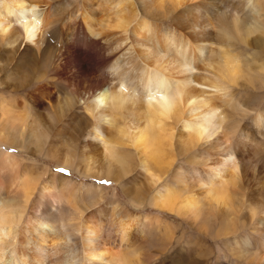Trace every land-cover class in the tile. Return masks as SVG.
<instances>
[{
  "label": "bare ground",
  "instance_id": "6f19581e",
  "mask_svg": "<svg viewBox=\"0 0 264 264\" xmlns=\"http://www.w3.org/2000/svg\"><path fill=\"white\" fill-rule=\"evenodd\" d=\"M58 1L60 4L56 7ZM63 1L0 0V71L6 75L7 70L15 72L2 61H16L17 68L26 70L19 79H13L12 84L25 85L30 81V72L42 61L53 62L56 46L51 44V39L59 36L63 38V46L57 59L63 66L73 71L77 69L73 66L75 57L93 54L100 57L96 69L101 72L113 56L115 60L109 68L114 71L113 76L117 75V83L112 84L114 88L108 86L105 76L96 83L91 95L87 96V114L78 106L73 93L61 101L58 97L50 98L46 90L44 93L32 92L33 100L29 101V106L24 103L23 107L13 98L5 103L0 94V114L6 121H0V141L24 144L32 150H42L46 146V155L61 165L83 154L80 164L83 172L106 175L116 181L124 179L126 188L134 196L155 187L170 174L171 182L164 186V192H155L153 205L179 215L193 227H210L213 214H228L232 203L236 205L238 201L243 205L244 199L235 197L236 202L227 188L221 187V182H205L202 172L214 171L216 163L223 162V165L227 161L234 183L244 177L246 170L241 164L245 154L242 152L247 151L244 146L250 136L242 134L241 123L229 119L227 112L219 111L215 99H222L231 84L264 88V66L241 65L239 60L228 56L218 60L214 53L220 47L214 46L208 38L240 39L250 46V40L255 39L250 37L251 33L264 36L262 0H256L248 23H245L246 15L226 8L229 0H83L69 19ZM133 11L135 14L131 15ZM138 15L144 20L129 28ZM167 17L171 23L161 25ZM59 21L64 22L63 25ZM156 29L162 31V42L155 35ZM254 42L260 44L261 41L255 39ZM116 43V50H113ZM89 79L94 80L93 77ZM2 84L6 81L0 80ZM43 104L47 111L40 115L37 112ZM239 112L246 113L242 109ZM254 120L258 135L264 136L263 114L258 113ZM262 148L255 141L250 151L259 155ZM167 151L171 154L166 157ZM6 160L12 166V159ZM180 160L188 166L179 163L172 169L173 163ZM204 167L207 169L203 170ZM219 174L220 171L214 172V179H222ZM33 175H27L20 186L25 209L39 179ZM53 178L50 175L48 181ZM258 179L261 180L258 188H264V175L259 174ZM137 180L143 181L141 187L135 184ZM50 185L41 188L32 214L20 230L17 227L24 210L10 206L13 196L3 201L0 194V264H83L93 260L134 264L136 249H122L128 241L129 225L121 226L120 230L127 231L121 232L119 247L112 243L122 249L117 252L111 244L107 246L98 241L97 228L87 227L81 214L76 215L74 225L72 217L56 219L52 208L42 213L45 201H63L53 194V181ZM93 189L96 187L79 190L69 184L62 188L63 197L89 193L92 198ZM67 200L66 203L70 202ZM99 202L100 197L93 198L88 205ZM111 205H117V201ZM246 205L252 212L263 209L258 202ZM67 208L75 211L71 203ZM104 208L106 205L101 204L93 212ZM261 213L262 218L256 221L257 231L264 228V211ZM92 219L89 223L96 218ZM150 219L144 216L142 227H146ZM95 221L94 226H97L98 221ZM13 227L16 228L14 231ZM140 230L145 234V230ZM19 231L21 250L17 252L13 246L18 233L15 235L14 232ZM77 231L82 239H87L82 245ZM73 239L78 241L74 247L76 251L71 249L76 252L77 259L61 257L64 252L61 248L69 245L67 240ZM27 251L29 255L25 256ZM80 251L84 259L80 257Z\"/></svg>",
  "mask_w": 264,
  "mask_h": 264
},
{
  "label": "rangeland",
  "instance_id": "374dc122",
  "mask_svg": "<svg viewBox=\"0 0 264 264\" xmlns=\"http://www.w3.org/2000/svg\"><path fill=\"white\" fill-rule=\"evenodd\" d=\"M63 2L64 8H67V13H69L66 14L68 18V16H72V11L83 3V0H65ZM243 3H246V6H243ZM260 3H264V0L260 1ZM59 4L60 2L58 1L56 7H58ZM105 4L107 5V3ZM254 7H256V0H229L226 6L230 11L246 15L247 19L245 23L251 20ZM118 9L119 7H117V10ZM63 10L64 9H62V12ZM136 10H138V8ZM134 14L135 11L131 13V15ZM56 17L57 16H55V18ZM135 17L137 20L132 22L129 28L135 26L141 19L139 15ZM142 20H144V18ZM142 20L139 22L141 23ZM58 23H61V21ZM63 23L64 22L61 24L63 25ZM168 23H171L169 17L164 19L161 25ZM150 25L151 24H149V27ZM141 32L144 31L142 30ZM155 35L159 37V41L162 42V31L156 29ZM250 37L260 39V44L254 42L255 39L250 40V46L244 45L240 39L221 40L220 38L211 36L208 40L214 42V46L220 47V50L214 53L215 56L219 58L218 60H221L220 58L224 56H228L229 58L234 57L239 60L241 65L246 63L252 66H255V64L264 66V36L251 33ZM62 39L63 38L59 36H55L51 39V44L56 46V56L53 62L47 63L42 61L37 68L33 69V72H30V81L23 86H20L17 82L16 84H12V81L13 79L14 81H16L17 78L19 79L26 69L17 68L16 61L14 60L6 61L3 59L2 63H7L8 66L15 69V72L7 70L8 75L0 71V80L6 81V84L0 85V94L4 98L5 103H7L9 98H13L17 103H20L22 107L24 103L29 106V101L33 100V97H31L32 94L44 93L45 90L50 98L58 97L61 101H63L66 96L73 93L77 98L78 106L83 108L84 112L87 114L85 110L89 101V97L87 96L91 95L94 86L103 76L107 78L108 86L115 87L112 84L117 83V75L113 76L112 74L114 71L111 72V68H109L114 62L115 57L112 56L111 59L110 57L108 58L110 62L103 67L101 72H97L96 69V64L99 62L100 57L93 56V54H87L85 57H75L73 66L77 69L70 71L57 59L59 57V51L63 46V44H61ZM202 39H205V37H202ZM205 40V42L211 43L207 41V39ZM116 47L117 43L112 46L113 50H116ZM115 56H117V54ZM1 59L2 58H0V60ZM29 63L34 64V62ZM89 77H93L94 80H90ZM200 78L201 77H199V79ZM73 79H75V81ZM215 101L219 111L227 112V117H229V119L235 123H241L243 127L242 134L246 137L250 136V139L248 140L247 138V145L244 146V149H247V151L245 150L242 152V154H245V158L241 165L245 168L246 172L244 177L239 181L233 182L235 178L232 176V170H228L227 161H225L223 165V162H218L219 164L216 163L214 171L207 169V167L203 169H207L202 172V178L205 179V182L211 183L215 181L216 184L221 182V187H226L230 197L232 195L235 201L236 198L240 197L245 201L243 205H240L239 201H236V205L232 203L233 206L229 208L228 214L224 216H220L216 213L213 214L210 227L204 228L200 225L198 227H193L190 225V222L181 218L179 215L154 207V194L157 190H162L164 192V186L171 182L169 178L170 174L167 175L166 179H161L155 187L151 186L145 191L142 190L140 195L134 196L126 188L124 183L126 180L124 181V179L116 181L114 178H110L106 175L83 172L80 165L83 154L76 156L74 159L72 158L69 162H66V165H61L46 155L44 150L47 148L46 146H44L42 150H32L24 144L12 145L0 141V194L2 195L3 201L13 196L14 199L11 201L10 206H17L20 210H24V216L22 221L18 224L17 229L20 230L21 227L27 224L32 214L35 200L41 192V188L43 186H51L50 181H53V194L59 195L63 201L62 203L45 201L41 208L42 213H44L46 209L52 208L55 210L54 216H56V219L63 217L68 220L69 217H72L74 221L71 223L74 225H76V215L78 213L81 214L84 221H87V227L97 228L99 232V242H103V244L105 242L104 245L107 246L111 244L110 246L113 247L114 251L117 249V252H121L122 249L128 248H132L130 251L136 249L137 259H134V264H264V228L259 231L255 229L256 221L262 218L263 213L261 212L264 211V188H258L261 186L259 183L261 180L258 179L259 174L264 175V136L258 135V131L254 126V118H256L258 113L261 112L264 116V88H256V86L251 84L245 86L231 84L227 94L222 99L216 98ZM240 109L244 110L246 113L243 114L239 112ZM46 111V105L43 104L37 113L43 115ZM5 115L7 116V114ZM3 120L0 114V121ZM234 138L236 140V136H234ZM255 141L263 147L259 155L250 151V147ZM167 152L165 153L166 157L171 154ZM133 154L135 153L131 155ZM7 158L12 159V166L8 164ZM175 158L178 159V156ZM179 163L183 166H188L185 161L180 160L176 164L173 163L172 169L177 167ZM216 171H220L219 176H222V179H214L213 174ZM132 173H135V170H132ZM29 174H34L33 176L36 175V177L39 176V179H37L36 190L25 209L23 207L25 198L22 196V187L20 186L24 182L25 177ZM50 175H53L54 178L48 181ZM101 181H108L110 183H101ZM144 182L146 181L144 180ZM69 184L79 190H85L89 186H94L96 189L91 191L93 194L92 198L89 197V193L74 195V197L73 195L63 197L64 191L62 188L64 186L68 187ZM135 184L141 187L143 181L139 183L137 180ZM82 196L86 197L82 200H78ZM99 197L101 198V202L92 206L88 205L89 202L92 203L93 198L97 199ZM65 198L70 199L67 200ZM66 200L70 202L66 203ZM116 201L117 205H111L112 202ZM167 201L170 203L169 200ZM247 202L250 204H256V202H258L263 209H261V212L253 209V212L255 211L253 213L252 210L248 209L246 205L248 204ZM70 203L75 207V211L72 209L68 210L67 207H69ZM101 204H105L106 208L93 212ZM100 215H102V217H100ZM144 216L151 217L146 227H142L143 223H141L144 221ZM137 217L139 219H137ZM90 218H96L95 220L98 221L96 223L97 226H94L96 221L93 219V223H89ZM227 218L228 220H226ZM136 219L139 222H136ZM262 221H264V219H262ZM123 225H129L130 230L128 229V241L124 242V246L122 249L120 248V250L114 245L117 243V247H119L118 242L120 241L121 232L127 231L126 229L120 230ZM15 229L16 228L13 227V231ZM140 229L145 230V234L141 233ZM17 233L18 240L13 247L19 252L21 250V233L20 231L14 232L15 235H17ZM68 233L70 234V232ZM77 233L79 244H84L83 240L86 241L87 239H82L79 231H77ZM82 233H84V231H82ZM73 241L67 240L69 245L65 248H61L60 251H64L60 254L61 257L65 256L69 259H77L75 256L76 252L73 250H75L74 247L75 245L77 246L78 241L75 239H73ZM126 243L128 246H125ZM71 245H73V247H71ZM72 248L73 250H71ZM26 253H24V255L28 256L29 252L27 251ZM80 254L82 258L83 253L81 251ZM21 258L25 259L23 255H21ZM82 259H84V257ZM111 262L114 264L117 261L111 260ZM83 264L109 263H105L104 260H93L84 261Z\"/></svg>",
  "mask_w": 264,
  "mask_h": 264
},
{
  "label": "snow or ice",
  "instance_id": "6c2138e0",
  "mask_svg": "<svg viewBox=\"0 0 264 264\" xmlns=\"http://www.w3.org/2000/svg\"><path fill=\"white\" fill-rule=\"evenodd\" d=\"M101 183H110V182H108V181H101Z\"/></svg>",
  "mask_w": 264,
  "mask_h": 264
}]
</instances>
